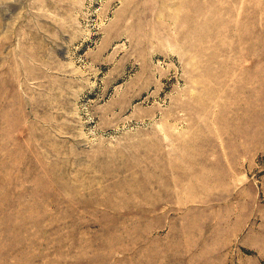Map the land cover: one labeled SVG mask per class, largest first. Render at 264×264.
<instances>
[{
	"label": "rangeland",
	"instance_id": "obj_1",
	"mask_svg": "<svg viewBox=\"0 0 264 264\" xmlns=\"http://www.w3.org/2000/svg\"><path fill=\"white\" fill-rule=\"evenodd\" d=\"M0 264H264V0H0Z\"/></svg>",
	"mask_w": 264,
	"mask_h": 264
}]
</instances>
